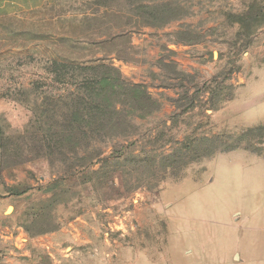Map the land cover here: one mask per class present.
I'll return each mask as SVG.
<instances>
[{
  "label": "rangeland",
  "instance_id": "rangeland-1",
  "mask_svg": "<svg viewBox=\"0 0 264 264\" xmlns=\"http://www.w3.org/2000/svg\"><path fill=\"white\" fill-rule=\"evenodd\" d=\"M252 3L264 8L38 0L0 11V264H264V19L238 22ZM102 63L155 104L121 106L119 133L92 147L63 140L57 155L53 132L96 123L62 119L71 109L55 100L81 96Z\"/></svg>",
  "mask_w": 264,
  "mask_h": 264
},
{
  "label": "trees",
  "instance_id": "trees-1",
  "mask_svg": "<svg viewBox=\"0 0 264 264\" xmlns=\"http://www.w3.org/2000/svg\"><path fill=\"white\" fill-rule=\"evenodd\" d=\"M263 19L264 8L260 4L252 3L248 10L240 15L238 22L241 25L243 23L247 25L248 23H256V21H262ZM95 69L97 74L89 75L87 73L86 75L88 77L86 81L82 82V86L78 87L81 89V96L68 97V103L64 102L65 100L63 98L55 100L54 105L62 101L60 107L63 108V111L71 109L70 113L61 114L62 119L70 122L81 120L84 116L86 117V122L96 123L93 127H88V130L72 131L73 129H59L53 132L50 135V140L47 141H52V144L57 147V155H63V150L60 146L63 140H68L70 143L75 144V139H78L83 141L86 146L92 147L93 143H97V139H102L103 137L110 138L113 134L119 133L120 131L116 129V126L120 123L127 126L129 121L128 114L120 113L121 106L128 105L131 108L143 109L144 107L155 104V99L151 97L143 86L124 81L118 75L115 68L108 67L102 63L96 65ZM125 130V128L122 129V133ZM227 149L226 151H232L233 148L231 149L230 147ZM75 151L73 150L71 152L74 154ZM101 154L102 152L99 151L97 156ZM81 167H83L82 164L71 166L69 174L74 175Z\"/></svg>",
  "mask_w": 264,
  "mask_h": 264
},
{
  "label": "crops",
  "instance_id": "crops-1",
  "mask_svg": "<svg viewBox=\"0 0 264 264\" xmlns=\"http://www.w3.org/2000/svg\"><path fill=\"white\" fill-rule=\"evenodd\" d=\"M36 4H38V0H0V11H2V10L5 11L7 6H9L11 8H18V7H21V6H27L28 8H35V7H37ZM234 214H236L235 217H233ZM237 216H238V213L234 212V213H232L231 218L233 220H237L238 219ZM2 237H3L2 242L4 243V245H6L5 243H8L11 246H13L11 249H9L10 252L14 251L15 254H16L17 253L16 250H19V249L21 250V248L24 246L23 243H21L22 241L18 240L19 236L18 235H16V236L13 235V233L11 231L9 232L8 228L6 229L5 235H3ZM229 259L231 261H238L240 259V254H238V252H232L230 254V258Z\"/></svg>",
  "mask_w": 264,
  "mask_h": 264
}]
</instances>
